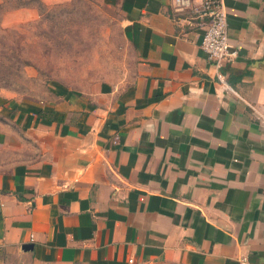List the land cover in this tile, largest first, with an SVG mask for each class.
Masks as SVG:
<instances>
[{"label": "crops", "instance_id": "crops-1", "mask_svg": "<svg viewBox=\"0 0 264 264\" xmlns=\"http://www.w3.org/2000/svg\"><path fill=\"white\" fill-rule=\"evenodd\" d=\"M107 1L134 57L123 78L0 97V256L264 264V0H223L220 63L172 0Z\"/></svg>", "mask_w": 264, "mask_h": 264}, {"label": "rangeland", "instance_id": "rangeland-1", "mask_svg": "<svg viewBox=\"0 0 264 264\" xmlns=\"http://www.w3.org/2000/svg\"><path fill=\"white\" fill-rule=\"evenodd\" d=\"M15 1L0 8L2 99L40 103L48 99L54 83L81 89L94 80L123 78L133 64L121 13L111 1L32 0L35 4L6 8ZM10 159L0 148V171ZM0 264L45 263L9 246Z\"/></svg>", "mask_w": 264, "mask_h": 264}, {"label": "built area", "instance_id": "built-area-1", "mask_svg": "<svg viewBox=\"0 0 264 264\" xmlns=\"http://www.w3.org/2000/svg\"><path fill=\"white\" fill-rule=\"evenodd\" d=\"M175 11L184 12L188 21L204 26L201 47L211 59L217 63L235 55L227 31L226 8L223 0H172ZM129 262L133 259L129 258ZM240 264H250L243 256Z\"/></svg>", "mask_w": 264, "mask_h": 264}, {"label": "trees", "instance_id": "trees-1", "mask_svg": "<svg viewBox=\"0 0 264 264\" xmlns=\"http://www.w3.org/2000/svg\"><path fill=\"white\" fill-rule=\"evenodd\" d=\"M38 4H43V2L41 0H36ZM35 1V2H36ZM4 2H8V0H0V8L2 10H4ZM30 4H35L32 2V0H16L13 4L6 6L7 7H11V8H15V7H20V6H28ZM38 6V5H37Z\"/></svg>", "mask_w": 264, "mask_h": 264}, {"label": "water", "instance_id": "water-1", "mask_svg": "<svg viewBox=\"0 0 264 264\" xmlns=\"http://www.w3.org/2000/svg\"><path fill=\"white\" fill-rule=\"evenodd\" d=\"M32 243H23L22 244V248L24 249V250H28V249H30V248H32Z\"/></svg>", "mask_w": 264, "mask_h": 264}]
</instances>
